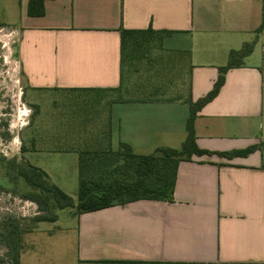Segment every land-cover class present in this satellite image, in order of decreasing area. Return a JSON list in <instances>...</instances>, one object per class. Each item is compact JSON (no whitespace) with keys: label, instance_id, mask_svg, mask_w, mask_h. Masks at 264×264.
Segmentation results:
<instances>
[{"label":"crops","instance_id":"obj_1","mask_svg":"<svg viewBox=\"0 0 264 264\" xmlns=\"http://www.w3.org/2000/svg\"><path fill=\"white\" fill-rule=\"evenodd\" d=\"M27 2L20 18L21 67L27 86L49 95L118 86L121 29L170 32L163 51L186 56V98L193 100L212 88L231 50L256 39L243 65L226 72L217 96L198 112L195 136L199 149L222 153L264 139V30L256 32L262 0H47L41 17L27 16ZM186 98L114 103L111 147L125 143L142 155L179 149ZM52 134L63 137L51 131L46 138ZM49 146L41 152L69 153ZM261 164L258 151L193 155L178 165L173 201L142 199L74 216L69 264H264Z\"/></svg>","mask_w":264,"mask_h":264},{"label":"trees","instance_id":"obj_2","mask_svg":"<svg viewBox=\"0 0 264 264\" xmlns=\"http://www.w3.org/2000/svg\"><path fill=\"white\" fill-rule=\"evenodd\" d=\"M47 0H28L26 14L29 17H41L45 14ZM262 8V22L256 32L264 30V0ZM170 32L147 28L143 30H120V73L119 84L105 89H70V91L84 92L83 106L73 107L71 114L56 121L67 125V132L63 137L36 136L30 141V148L21 145V152L38 151L48 143L51 152H75L78 155V189L77 200L62 191L41 168L28 161L0 158L3 188L10 183L13 192L18 193L23 200L35 203L39 214L32 217L33 224L40 222H56L57 210L71 208L73 216L96 211L114 205H124L137 200L173 201V194L177 178V168L181 161L190 160L193 155L212 156L214 154L233 158L248 156L258 151L261 155V166L264 168V139L245 149L229 152H213L199 149L196 145L195 120L198 112L212 101L224 84L225 74L231 68L243 65V60L254 49L256 39L246 42L238 50H231L225 66L219 67V73L212 88L202 97L193 100L185 99L189 107L185 130L186 138L179 149L157 148L148 155L137 154L130 145L120 143L118 149L111 147V107L114 103L134 100H152L154 98H171L149 94L148 98H132L128 83L131 76L138 71V62L149 58L153 50L163 51V40ZM94 92V93H90ZM96 94H101L97 96ZM166 99V100H174ZM35 112L39 111L33 105ZM105 113L102 126L98 122L102 119L99 114ZM22 182L27 190L19 189ZM32 228L20 230L18 225L14 229L5 227L1 232L2 240L9 249V263L20 264L22 250V233ZM3 259L0 258V262Z\"/></svg>","mask_w":264,"mask_h":264},{"label":"rangeland","instance_id":"obj_3","mask_svg":"<svg viewBox=\"0 0 264 264\" xmlns=\"http://www.w3.org/2000/svg\"><path fill=\"white\" fill-rule=\"evenodd\" d=\"M23 0H0V158L26 159L30 164L48 170L52 180L68 196L77 200V155L73 152L57 154L38 151L22 153L24 145L37 135L46 136L51 131L65 135L67 125L56 119L71 114V109L83 106L87 94L54 95L30 89L25 80L18 52L21 34L20 18ZM186 56L161 52L155 49L149 58L138 62V71L128 83L132 98H148L149 94L171 98H186L189 90L190 72ZM100 96L101 94H96ZM33 105L39 107L35 112ZM101 113V112H100ZM66 115V116H65ZM105 121V113L99 114ZM41 143L37 147L41 149ZM0 169V183H2ZM19 189H28L22 182ZM71 208L57 210L56 222L33 224L32 217L39 214L35 203L23 200L13 192L10 183L0 187V264L9 263V249L1 232L5 227L32 228L22 233L20 264H69L75 252L76 220Z\"/></svg>","mask_w":264,"mask_h":264}]
</instances>
